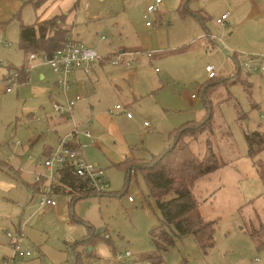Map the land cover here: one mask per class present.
Returning a JSON list of instances; mask_svg holds the SVG:
<instances>
[{
  "label": "rangeland",
  "instance_id": "obj_1",
  "mask_svg": "<svg viewBox=\"0 0 264 264\" xmlns=\"http://www.w3.org/2000/svg\"><path fill=\"white\" fill-rule=\"evenodd\" d=\"M148 1L74 0L55 10L72 9V34L99 53L114 52L120 45L155 52L151 58L139 54L134 72L122 71L116 80L121 88L94 92L88 81V95L94 100L101 98L104 107L113 110L116 102L129 99L133 115H115V134L100 141L99 148L81 133L92 129L78 127L85 158L103 169L106 192L75 198L57 192L53 206L38 208V194L29 186L34 180L31 170L42 169L37 160L45 137L55 134L54 128L61 132L71 125L68 120L51 124L55 112L49 91L60 97L56 74L49 64L38 62L25 83L0 92V264H9L12 248L6 232L15 231L19 223L26 238L23 245L32 254L17 256L11 264H71L77 253L81 264H115V253L123 250L133 252L132 264H153L149 254L156 253V264H264V180L257 169V163L264 162V148L251 156L245 139L252 130L264 132V74L249 73V90L241 80L232 83L235 77L248 78L231 53L264 52V0H164L160 10L150 14L154 25L146 26L142 14ZM39 11L33 0H0L1 63H23L20 22L34 24ZM225 11L226 23H217ZM207 64L215 67L212 78ZM118 69L108 63L104 71L112 77ZM209 114L213 131L208 128L184 139L201 155L209 138L222 164L192 186L202 216L216 220L214 244L205 251L194 234L187 233L157 251L149 230L160 223V211L138 166L172 145L175 128ZM39 134L43 138L30 146ZM15 140L20 144L14 145ZM256 256L258 261L250 262Z\"/></svg>",
  "mask_w": 264,
  "mask_h": 264
},
{
  "label": "trees",
  "instance_id": "obj_2",
  "mask_svg": "<svg viewBox=\"0 0 264 264\" xmlns=\"http://www.w3.org/2000/svg\"><path fill=\"white\" fill-rule=\"evenodd\" d=\"M44 1L33 0L36 6ZM65 15L66 12L57 13L34 24L20 22L18 46L25 57L32 51H45L50 54L64 45L69 37V29L63 22ZM10 66L13 65L10 64ZM236 80L246 83L247 90L251 89L250 84L239 77H235L232 83ZM211 116L212 114L205 115L199 120H191L175 128L172 145L160 154L151 155L150 159L138 166L144 175L149 194L155 199L160 211V223L149 230L157 251L166 249L168 245L174 243L176 237L187 233L194 234L199 247L205 251L214 244L216 220H207L201 215L199 202L193 193L192 186L197 178L207 175L222 164L209 138L206 140V150L201 155L196 154L188 141L184 139L196 136L208 128L213 131ZM245 139L248 144V153L251 156L264 148V132L262 131L252 130V132L245 133ZM263 163V161H260V164L257 163V169L264 180ZM132 164L127 170L128 174L130 170H133ZM59 176L62 184L69 187L73 198L77 197L78 194L74 192L81 191L82 179L73 173L71 167L61 169ZM29 186L32 188V183H29ZM86 194L94 193L81 191L78 196ZM86 239L81 241L86 242ZM149 257L154 260L153 264H156L160 255L159 253L149 254ZM79 259L80 253H77L71 264H81Z\"/></svg>",
  "mask_w": 264,
  "mask_h": 264
},
{
  "label": "built area",
  "instance_id": "obj_3",
  "mask_svg": "<svg viewBox=\"0 0 264 264\" xmlns=\"http://www.w3.org/2000/svg\"><path fill=\"white\" fill-rule=\"evenodd\" d=\"M163 0H151L147 2L146 8L142 14L143 19L147 25H152L153 20L150 19V14H154L160 10V3ZM229 12L225 11L218 15L216 22L224 24ZM105 36L102 35V38ZM146 54L151 55L153 51L143 50ZM142 50H127L111 52L106 55H101L91 46L85 44L82 40H77L69 36L64 45L55 49L52 53L45 51H32L25 57L22 64L17 67L10 66L8 63H1L0 68V92L11 91L25 83L29 78V72L38 62H46L57 74L55 83L59 87V92L63 97V101H54V111L62 116L68 117L73 121L71 130L67 134L61 136L56 146H54L48 153L38 158V162L43 167L42 170L35 171L33 174L34 180L32 181V192L38 194L37 205L38 207L44 205L53 206L56 203L54 194L57 192L69 193V187L62 184L60 181L59 173L61 169H68L71 167L73 173L82 179L81 191L86 193H94L100 195L106 192L108 186L107 180L103 174V169L95 163L87 160L83 156L81 145L78 143L80 129L78 124L74 122L73 108L81 98L79 94L68 96L67 91L70 88L68 76L72 74L77 68L85 67L89 69V65L96 59L106 58L111 64H124L131 65L136 60L137 55ZM233 59L239 68H243L247 73L258 72L264 74V52L254 51H231ZM208 76H215V67L213 64H207ZM193 95V94H192ZM123 111L127 116H132V112L126 109L122 103H116L114 109H110V113ZM86 136H92L89 129L81 132ZM14 145H19V140L12 141ZM32 159V155H28ZM126 158V156H123ZM80 191V192H81ZM80 192L75 191L79 195ZM132 197H129L131 200ZM6 236L10 239L12 248V255L9 261L11 264L12 259L15 257H25L31 255V251L27 246H24L26 240L23 230L19 227L15 231H7ZM107 236V235H105ZM131 250L117 251L113 259L115 264H132L129 258L132 256ZM258 257L255 258V260ZM139 264H150V261H138Z\"/></svg>",
  "mask_w": 264,
  "mask_h": 264
},
{
  "label": "crops",
  "instance_id": "obj_4",
  "mask_svg": "<svg viewBox=\"0 0 264 264\" xmlns=\"http://www.w3.org/2000/svg\"><path fill=\"white\" fill-rule=\"evenodd\" d=\"M48 1H50V2L47 4ZM70 2H74V0H45L44 2H42V3H40L38 5V7L40 8V11H39V13H38V15H37V17H36V19H35L34 22H37L39 20L46 19L49 16L54 15V14H57V13H62V12L64 13V12H66V15L64 17V21L63 22H64V25L69 29L68 36H71L73 38H76L79 41L80 40H83L81 37H80V39L77 38V37H75L72 34V30H71V28L69 26V24L71 22V19L73 18L72 16L70 17V12H71L72 9H69L68 11L55 12V10L57 8H60L61 5H64V3H70ZM84 8L86 10L88 9L87 6L84 7ZM74 9H75V7H74ZM74 14H75V12H74ZM228 16L226 18V21L228 19ZM226 21H225V23H226ZM145 25L146 26H153L154 25V22L152 23V25H147L146 23H145ZM213 43H215V44L218 45L217 42H213ZM88 44L90 45V43H88ZM224 45H226V44L224 43ZM91 46H92V44H91ZM145 49H147V48H142V49H138L136 47L135 48L134 47L128 48V47H124V46L120 45V46H118L114 50V52L127 51V50H142V52H144L143 50H145ZM147 50H151V49H147ZM101 52L102 53H100V54L104 56V55L109 54V53H111L113 51H111V52L106 51L107 53H105L103 51H101ZM142 52L139 53V54H142ZM154 53L155 52L153 51L151 55H148V54H146V55L149 58H151L154 55ZM138 55H137L136 60H134L131 63V65H127V66L124 65V64H111L109 62V60L106 59V58L96 59V61L91 62V64L88 66L89 69L86 70L85 67L77 68L70 75V82L69 83L71 85H70V88L67 91V95L68 96H74L76 94H79L81 96V98H82V96L85 97V98L83 97L82 99H80V101H78L76 103V105L74 106V108H73L74 122L78 124V127L79 126L80 127L86 126V127H89L90 129H92V131H93V132L91 131L92 132V136H86L85 134H83V135H84V137H87L88 139H90V144H92L93 147H98L99 148V142L100 141H105L104 139L106 137L107 138H111V137L114 136L115 131H116V128L114 127V124H115V120H114L115 118H114V116L115 115H117V114H124L127 118L128 117H132L133 115L132 116H127V114L125 112H123V111H119V112H116V113H110L109 110L111 108H109V109L105 108L104 105L101 103V101H102L101 98H99L98 100H94L95 98H93V95H90V96L88 95L89 89H90V83H92V85L94 86L93 87L94 92H97V89L102 88V87H104V88L107 87V89L108 88H112V87H114V85L116 87L121 88L120 85L117 84L116 80H118V82L120 81V79L122 78L121 73H122V71H124L126 69H128L131 73L135 71V69H134V67L132 65H133L134 62H137L138 61L137 60L138 59ZM24 56H25V54H24ZM232 58H233V56H232ZM108 63L110 64V66L111 65H118V67L121 68V70L118 69L119 73H118V71L116 73L112 72V75H113L112 77H109L108 75H106L104 69H105V64H108ZM9 64L15 66L12 63H9ZM237 70L239 71V69H237ZM39 74H40V78L41 79H44L45 78V75L43 73H39ZM56 77H57V74H56ZM56 77H55V80H56ZM245 77L248 78L249 77V73L246 72ZM262 77H264V75H262ZM88 81H90V83H88ZM245 82H247L248 84H250V86L252 88L253 82H252L251 78H248V80L245 81ZM95 83H96L97 86H95ZM57 87H58V85H57ZM13 90H11V91H13ZM11 91H7V92H11ZM18 92H19V88L17 87L16 93H18ZM121 92H122V90L120 89L119 90V93H121ZM58 95H60V97L59 98L57 97L58 99H56L53 96L52 90H51V92L49 91V97L53 99V102L54 101H60V102H62L64 100L59 91H58ZM116 103H120V101H118ZM121 103H123L124 106H126V109L127 110L129 109V103H130L129 99L126 102H121ZM52 110L54 111L53 106H52ZM54 114H55V116H51L50 117L51 120H52L51 121V124L52 125L56 126L55 124H58V123H61V122L64 123L67 120H68L67 122H70L71 125H69V127H67L65 131H61V132L59 130H57L56 128H54V129L52 128L53 130H55V134H52L51 136L45 137V142L43 143L44 146H43V148L41 150L42 153H41V155L39 157H41L42 155L48 153L54 146H56V143H57L58 139L61 136L67 134V132L71 130V126L73 124V121L72 120H70L68 117L59 115L56 112ZM37 118L39 119L40 116L37 117ZM49 126L50 125H47V127H46V130H48V132L51 131V129H50ZM38 138H43V135L42 134H39V136H37V138H33L32 140H30V146L32 144H35V142L37 141ZM122 141L124 143H126L127 145H129V143L126 142V140H125L124 137H122ZM78 143L80 145H82L81 144V138H80V136L78 137ZM135 147H136L135 145H130V148H135ZM81 150H82V153H83V149L82 148H81ZM83 156H84V154H83ZM42 169H43V167H42ZM42 169H38V170H42ZM216 169H219V168H216ZM38 170L35 168V169H32L31 172H32V174H34V172L35 171H38ZM30 189H31V187H30ZM31 192H32V189H31ZM37 207H38V205H37ZM19 227L21 229L23 228V227H21V224L20 223L17 225V228H19ZM256 257H258V256H256ZM258 259H259V257H258ZM258 259L255 260V258H254L250 262L255 263L256 261H258Z\"/></svg>",
  "mask_w": 264,
  "mask_h": 264
},
{
  "label": "water",
  "instance_id": "obj_5",
  "mask_svg": "<svg viewBox=\"0 0 264 264\" xmlns=\"http://www.w3.org/2000/svg\"><path fill=\"white\" fill-rule=\"evenodd\" d=\"M89 249H90V246H89Z\"/></svg>",
  "mask_w": 264,
  "mask_h": 264
}]
</instances>
